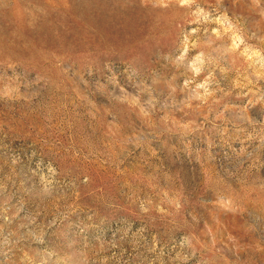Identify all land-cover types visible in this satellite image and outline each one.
<instances>
[{
    "label": "rangeland",
    "instance_id": "1",
    "mask_svg": "<svg viewBox=\"0 0 264 264\" xmlns=\"http://www.w3.org/2000/svg\"><path fill=\"white\" fill-rule=\"evenodd\" d=\"M0 264H264V0H0Z\"/></svg>",
    "mask_w": 264,
    "mask_h": 264
}]
</instances>
